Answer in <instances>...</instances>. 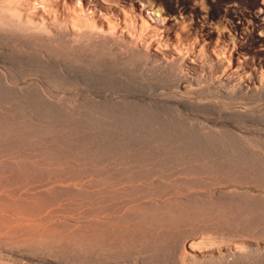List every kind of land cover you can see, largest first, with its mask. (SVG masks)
Returning <instances> with one entry per match:
<instances>
[{
    "label": "rangeland",
    "instance_id": "rangeland-1",
    "mask_svg": "<svg viewBox=\"0 0 264 264\" xmlns=\"http://www.w3.org/2000/svg\"><path fill=\"white\" fill-rule=\"evenodd\" d=\"M0 17L29 29L9 34L11 78L98 116L51 131L79 141L70 182L134 192L64 210L81 223L43 232L47 264H264V0H0Z\"/></svg>",
    "mask_w": 264,
    "mask_h": 264
},
{
    "label": "bare ground",
    "instance_id": "bare-ground-1",
    "mask_svg": "<svg viewBox=\"0 0 264 264\" xmlns=\"http://www.w3.org/2000/svg\"><path fill=\"white\" fill-rule=\"evenodd\" d=\"M2 19L0 17V40H3L0 43V264H47L44 253L34 248L49 227L73 224L71 221L77 223L76 218L64 217V210L93 201L94 209L110 212L114 208L117 212L134 192H92L89 190L92 187L70 182L69 178L75 175L67 174L73 170L66 166L65 150L77 147L79 141L66 140L65 136L51 131L68 129L80 134L99 122L98 116L90 113L87 118L78 116L77 119L72 106L47 92L40 80L26 76L20 80L11 78L9 46L14 39L9 34L28 35L29 29ZM86 43L83 42L84 49L88 47ZM19 85H27V89ZM32 86L41 89L35 91L36 98L31 96ZM23 108L41 113L31 122L24 121ZM86 111V108L81 109L78 115ZM32 126L34 131L30 129ZM32 142L35 144L31 145ZM40 149L43 155L37 160ZM113 174L115 172L111 171V178Z\"/></svg>",
    "mask_w": 264,
    "mask_h": 264
}]
</instances>
